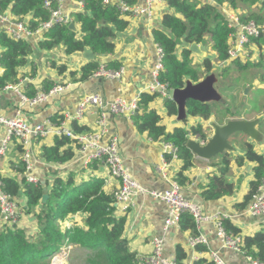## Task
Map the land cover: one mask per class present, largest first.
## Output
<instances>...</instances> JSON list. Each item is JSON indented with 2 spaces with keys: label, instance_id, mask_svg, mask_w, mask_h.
Listing matches in <instances>:
<instances>
[{
  "label": "crops",
  "instance_id": "1",
  "mask_svg": "<svg viewBox=\"0 0 264 264\" xmlns=\"http://www.w3.org/2000/svg\"><path fill=\"white\" fill-rule=\"evenodd\" d=\"M199 2L212 3V0H199ZM139 3L143 5L145 0H139ZM260 8V5L254 6L253 10L257 11ZM218 10L231 17L238 14L241 17L243 12H245L241 9L234 11L227 4L218 7ZM61 11L63 15L69 16L72 19L74 12L83 10L74 0H62ZM166 13L171 14L173 11L168 6L164 7L162 5L156 9L155 15L151 19L145 16L127 17L130 22L129 28L118 34L115 40V55L109 58L118 60L121 63V68L124 70L121 80L93 78L91 76L88 80L82 81L81 68L91 61L87 60L84 55L85 52H91L90 50L73 55H67L64 46H59L57 47L58 49L55 48L51 51H42L39 49L38 44L43 35L28 38L27 40L34 47V53L28 58L27 64L19 70V75L22 76L20 83L22 84L21 89L24 92L23 94L33 98L47 93L44 90L46 82L53 84L52 89L55 86H62L64 90L34 107L29 106V104H23L20 95L16 92L6 90L0 93V111L10 118L21 116L33 126L60 124L55 123L57 117H61L63 120L66 118L69 128L78 125V127L84 128L88 132L100 131L102 112L106 114V118L103 121L106 127L103 143H106L111 138L118 140L125 168L145 190V193L132 194L131 204L125 211H123L122 206L120 208L117 207L116 210L118 217H126L125 237L130 244L131 250L137 254V264H145L143 262L144 257L153 254L154 241L158 239L163 241L162 260H167L168 262L176 260L178 249L181 247L187 253L186 264H194L200 259H208L210 261L211 254L214 251H218L227 264H249L244 252H236L223 247L220 239L217 237L216 227L211 220L204 221L199 228L200 233L207 236L210 248L207 251H199L191 247L189 243L192 237L190 232L181 230L179 225L166 228L165 222L168 216V207L151 193L167 191L173 183H177L181 186L184 197L191 203L200 206L205 216L218 215L220 217H227L242 230L243 237L254 235L256 232L264 230V218L253 217L246 213L253 198L248 202L245 210L243 208H236V205L244 203L245 197L250 191V183L255 178L254 169L256 164L246 161L242 166H239L236 160L245 155V143L252 144L254 149L260 154L264 153V145L257 143L244 134L233 136L231 143L234 146V151L226 152L230 154V165L225 178L228 183L233 185L234 191L231 195L219 200L206 201L202 198V192L208 186L211 177L222 174V168L224 167L223 155L212 160L201 159L194 155V166L184 173V176L188 177L189 181L185 185H182L177 179V175L181 172L183 166L182 161L178 158H172L170 161H167L166 143L162 140H153L147 132L141 133L138 130L134 117L112 115L107 109L102 110L93 106L81 118H76L78 106L85 96L98 95L108 102L119 99L131 102L141 98V95L147 92V87L153 82V70L157 63L158 45L154 39L153 32L161 27L162 17ZM14 20L17 19L14 17ZM75 26V31L79 34L80 26L77 24ZM2 32L8 34L7 26L0 21V34ZM182 43L181 41L180 48H182ZM207 46H210L211 49L210 56L205 51L209 49ZM200 47L204 55L193 54L192 58L197 59L200 56L205 57L206 55L212 60L214 67L218 66V63L223 64L224 69L234 67L233 61L228 60L222 63L217 60L213 44L209 38ZM247 50L249 53L246 59H239L234 62H240L242 65L251 64L252 67L249 69H260L264 66V46L261 47L258 44H253ZM2 51L3 49L0 47V53ZM62 56L69 58V61L72 60V63H69L74 66L73 69L66 62L61 61ZM109 59L105 57L98 58L97 56L94 58L100 64H105ZM51 62L63 63V65H66V71L60 73L56 68L52 67ZM259 64H262V66H256ZM198 69L201 72L203 71L202 67ZM0 70L2 71V69ZM237 70L243 71L241 69ZM205 75L206 73L204 77ZM237 91H240V89L236 88L230 91V96L233 99L232 101L228 100V104H231L233 108L227 106V109H230L231 117L229 114H225L226 122L218 124L224 125L228 120L236 119L247 121L260 119L261 114L257 113L259 100L252 93L247 98L246 96H242L241 98ZM165 98L161 95L150 105V109L155 110L162 118V124L165 126L167 133L173 132L176 128H186L189 130L192 126L200 124L207 135L206 140L191 136L190 139L204 143L213 136L214 130L212 124L215 118L216 104H213L214 113L208 120L200 116L191 117L188 115L186 121L178 122L177 115L170 116L168 114V110L164 105ZM232 112H238L241 116H236L237 113ZM193 123H196V125H193ZM257 129L259 128L257 127ZM4 138L5 131L0 128V147ZM56 138H60V136L53 132L44 138H33L29 145L33 166L31 173L39 180V184L47 188L49 193L56 179L64 181L72 178L74 182L81 180L84 183H90L94 179H101L105 183L104 191L108 195L113 196L120 188L119 180L111 177L109 169L99 162H96V168H92L94 163L87 166L85 164V154L80 152L74 145L70 147L75 154L72 160L64 164L50 163L45 160L43 149L53 146ZM21 147L20 141H12L7 154L0 159V176L13 178L21 184L22 191L19 196L14 198L20 207V218L22 219L17 226L27 231L31 227H36L37 219L33 214H28L25 211L27 209V197L24 193L23 181L26 184L30 183L26 181L25 173H18L16 170V165L23 159ZM239 177H241L244 183L240 182ZM237 190L239 193H236ZM42 205L36 208V212L42 210ZM85 219L86 215L81 213L65 221H60L59 224L62 230L65 231L75 225L84 226ZM2 224H5V222L0 216V226ZM73 250H76V246Z\"/></svg>",
  "mask_w": 264,
  "mask_h": 264
},
{
  "label": "trees",
  "instance_id": "2",
  "mask_svg": "<svg viewBox=\"0 0 264 264\" xmlns=\"http://www.w3.org/2000/svg\"><path fill=\"white\" fill-rule=\"evenodd\" d=\"M76 3L84 2L83 11L72 14L73 22L80 26V33L70 29V25L58 24L43 34L39 41V49L51 51L59 46H64L67 55L82 53L90 50L95 56L109 59L115 55V40L118 34L129 28L130 22L121 11V2L128 5L140 4L139 0H74ZM167 6L173 13H166L162 17L161 27L154 30L153 35L156 44L162 48L164 59V72L160 74V82L166 84L169 89H182L187 80L194 83L200 82L210 73H215V67L211 59L206 58L202 64L203 71L192 65L193 53L190 51L192 44L203 45L209 38L213 44L219 62L229 60L230 35L235 31L229 27L226 15L218 10L225 4L232 10H244L246 14L240 17L241 23L250 21L258 25L264 24V0H212V3H202L199 0H166ZM260 5V9L253 10ZM58 7L55 0L51 1V9ZM51 9L46 6V0H0V13L10 14L28 23L29 29L35 32L44 22L51 18ZM184 47L180 48V42ZM255 44L264 46V37L253 40ZM0 93L9 86L18 85L22 78L19 75L20 68L27 64L28 58L34 53V47L27 39L16 40L6 33L0 34ZM235 68L248 70L251 64L242 65L240 62H232ZM60 73L66 71V66L58 67L56 62L51 63ZM97 60H92L81 68V80H88L100 66ZM105 68L118 71L122 69L118 60H112L104 64ZM262 66V64L256 65ZM229 69L223 73H217L223 80ZM206 73L205 77L204 74ZM53 87L51 82H46L44 90L48 93ZM218 89V87H216ZM161 97L160 93L141 95L139 112L134 116L138 130L148 133L153 140H162L177 149V157L182 161L181 172L177 175L180 184L185 185L189 178L184 176L194 166V154L187 147L191 137H200L206 140L207 135L202 125L186 128H176L167 133L162 124V118L150 105ZM213 104L189 101L187 103L188 115L191 117H203L208 120L214 113ZM164 105L170 116L178 115L177 105L165 98ZM55 123L63 121L57 117ZM230 121V120H229ZM261 124V123H260ZM223 125V124H221ZM77 133L88 132L86 129L74 125ZM191 136V137H190ZM79 145L67 137L56 138L54 145L43 149V157L47 162L60 163L72 160L75 156L70 148ZM245 155L237 158V164L242 166L246 161L256 164L255 178L250 183V191L242 204L236 208L245 210L246 205L252 200L264 177V153L260 154L250 143L244 144ZM23 148L21 147V151ZM230 154L222 156V174L210 178L209 184L202 192V198L206 201L219 200L233 193L234 187L225 178L229 170ZM172 159L171 154H166V160ZM18 173H25L23 160L17 165ZM96 168V163L92 165ZM3 190L12 197L19 196L22 191L20 182L13 178L1 177ZM104 181L94 179L90 183L77 186L72 178L67 180L56 179L52 190L49 191L50 199L42 205V197L45 188L41 184H26L23 181L24 193L27 197L28 214H33L39 224V235L32 237L27 231L18 226H0V264H51L52 258L60 251L65 243H71L80 249L89 252L87 264H137V254L130 248L125 237L126 217L116 215L114 195H108L104 191ZM42 205V210L36 212V208ZM85 214V225H75L70 229L62 230L58 221L77 214ZM223 226L230 236H242V230L230 219H222ZM181 230L190 232L192 237L200 235V230L194 217L185 212L179 224ZM243 237V236H242ZM196 250L207 251L205 246H197ZM242 251L246 256L264 262V230L254 235L243 237ZM187 253L183 248L177 252L176 264H186ZM194 264H213L208 259H200Z\"/></svg>",
  "mask_w": 264,
  "mask_h": 264
},
{
  "label": "built area",
  "instance_id": "3",
  "mask_svg": "<svg viewBox=\"0 0 264 264\" xmlns=\"http://www.w3.org/2000/svg\"><path fill=\"white\" fill-rule=\"evenodd\" d=\"M51 1L46 0V6L51 9ZM58 7L51 9V18L49 21L44 22L35 32L30 31L27 23H23L18 20H14L10 14H1L0 21L7 26L8 34L16 40L28 39L32 36L43 35L46 31L53 26L62 24L70 25L72 19L69 16H65L61 11L62 0H55ZM106 3L109 1L106 0ZM79 6L84 9V2H79ZM166 4V0H145V3L128 5L125 2H121V11L123 14H128L133 17L145 16L151 19L155 15V11L158 7ZM230 24L229 27L235 31L230 35L228 50V56L230 61L242 60L248 57L247 48L250 45L255 44L253 40L260 37H264V24L258 25L254 21L247 23H241L240 14L231 17L226 15ZM164 59L165 55L161 47L157 46V63L153 70V82L147 87V92L150 94L160 93L162 96L168 98L167 91H173L169 89L166 84L160 82V74L164 72ZM124 70L118 71L105 68L104 64L100 66L98 71L93 75V78H107L121 80ZM64 87L55 86L50 92L37 95L33 98L20 94L23 104H30L34 101L44 102L48 98L62 92ZM141 98L135 99L131 102L125 100H114L108 102L98 95H88L80 102L76 114V118H81L86 111L95 106L98 108L107 109L112 115H124L130 118L136 116L139 110V103ZM106 114L102 112L101 130L97 132H84L77 133L73 127L67 126L66 118L60 124H49L33 126L27 122L23 117L16 116L13 118H7L0 111V128L5 131V138L0 147V159H2L8 152L9 146L13 140L21 142L23 148V162L25 165L26 181L30 184L37 185L39 180L32 175V162L31 152L29 145L33 138H44L51 133L55 132L60 137H67L72 139L76 145H79V151L85 154V164L89 166L93 162H99L109 169L111 177L119 180L120 188L114 193V206L117 208L122 206L125 211L131 204L132 194L145 193L140 183L131 175V173L125 168L124 160L120 152L118 140L116 138L109 139L106 143H103V137L106 133V127L104 126V120ZM70 120V118H68ZM205 143V142H204ZM166 154H171L172 158L177 157V149L171 144H165ZM165 176V175H164ZM3 182L0 180V216L8 226H17L21 211L16 200L11 195L7 194L3 190ZM155 198L163 201L168 207V216L166 219V228H171L174 225H179L182 216L185 212L190 213L198 225V229L204 221L211 220L217 231V237L220 239L224 248L232 249L236 252H242L243 237L230 236L227 234L222 219L227 217H220L214 215L211 217L205 216L202 208L196 204L188 201L182 191L181 186L177 183H173L170 189L164 192L151 193ZM246 213L257 218H264V177L262 178L261 185L258 191L253 197L251 205L247 208ZM162 240L154 241V252L152 255L144 257L143 262L145 264H176L175 259L173 262L162 260ZM191 247L197 248V246H205L210 248V243L206 235L200 234L196 237H191L189 240ZM74 249L73 244L65 243L60 251L52 258L51 264H67L70 258L71 251ZM249 264H264V262L247 256ZM211 262L213 264H227L218 251H214L211 254Z\"/></svg>",
  "mask_w": 264,
  "mask_h": 264
},
{
  "label": "water",
  "instance_id": "4",
  "mask_svg": "<svg viewBox=\"0 0 264 264\" xmlns=\"http://www.w3.org/2000/svg\"><path fill=\"white\" fill-rule=\"evenodd\" d=\"M70 29L75 31L76 26L72 22ZM190 51L196 55H204L200 45L192 44ZM87 60H94L95 54L92 52H85ZM112 61L109 59L107 62ZM218 77L216 73H210L198 83L191 80L186 81V85L182 89L167 91L168 98H170L178 109L177 119L178 122H184L188 119L187 103L189 101H196L199 103H225L222 95L216 88ZM261 120H230L224 125L213 124V136L205 143L198 142L197 140L189 139L187 147L194 155L201 159L212 160L226 152H233L234 146L231 143V138L237 134H244L248 138L261 142V133L257 129ZM50 195L45 189L42 197V203L46 204Z\"/></svg>",
  "mask_w": 264,
  "mask_h": 264
},
{
  "label": "rangeland",
  "instance_id": "5",
  "mask_svg": "<svg viewBox=\"0 0 264 264\" xmlns=\"http://www.w3.org/2000/svg\"><path fill=\"white\" fill-rule=\"evenodd\" d=\"M164 7H167V5L164 4ZM243 14H246V12H243ZM182 47H184V43H182ZM207 47L209 49H207L205 51L210 56L211 55V49H210V46H207ZM206 58H208L206 55H205V57L200 56L197 59L193 58L192 65L194 66V68L198 69V68L202 67V64ZM61 61L66 62L70 68H72V69L74 68V66L71 64L72 60L69 61V58L62 56ZM69 62H71V63H69ZM56 64L58 67L66 66V65H63V63L57 62ZM222 65L223 64L218 63V66L215 67V73L216 72L217 73H223L224 72V67ZM235 69L236 68H234V67H229V70H228L227 74L223 77V80L221 78H218V83H217L216 87H218V91L220 92L223 99L225 100V103L224 104L217 103L215 105V113H214L215 118H214L213 124L226 122V120H225L226 115L225 114H229L231 117L230 109L229 108L227 109V106H230L231 108H233V106L231 104H228V100L232 101V99H233V97L230 96L231 89L232 90H234L236 88L240 89V91H237V93L240 95L241 98H242V96H246V98H247L252 93V95H254L255 98H257V100H259V102H260L259 106H258L257 113L261 114L260 119H257V120H261V124L258 126V128H259L258 130L261 133V141L263 143L257 142V141L256 142L260 143L261 145H264V66H262L260 69H249V70H243V71H239L237 69H236L237 70L236 71ZM20 77L22 78V76H20ZM238 83H240V84H238ZM229 96H230V98H228ZM232 113H237L236 116H239V117L241 116L240 114H238V112H232ZM242 113H243V111H242ZM228 122H229V120H228ZM183 125H184V123H183ZM193 125H196V123H193ZM239 179H240L241 183H244L242 181L241 177H239ZM74 183L77 186H82L83 184H85L81 180L79 182L76 181ZM236 193H239L238 190ZM21 221H22V219L20 218L19 223ZM36 224H37V225H35L36 227H31L30 230H27V233L29 235H31L32 237H36L39 235L38 221H36ZM57 224H59V221ZM35 228H36V230L34 231ZM74 248H75V246H74ZM88 255H89L88 251L80 249L79 247H76L75 251L74 250L71 251L70 258H69V261L67 262V264H87V256Z\"/></svg>",
  "mask_w": 264,
  "mask_h": 264
},
{
  "label": "bare ground",
  "instance_id": "6",
  "mask_svg": "<svg viewBox=\"0 0 264 264\" xmlns=\"http://www.w3.org/2000/svg\"><path fill=\"white\" fill-rule=\"evenodd\" d=\"M18 20V19H17ZM18 21H21V20H18ZM21 22H23V23H27L26 21H21ZM28 24V23H27ZM8 35V34H7ZM11 38H13L11 35H9ZM14 39V38H13ZM1 71V70H0ZM2 72V71H1ZM0 72V73H1ZM22 84L21 83H19L18 85H16V86H13V85H9V86H7L5 89H4V91H6V90H11V91H14V92H16L18 95H20V94H23L24 92L22 91ZM21 98V97H20ZM22 100H24V99H22ZM41 102L40 101H34V102H32V103H30L29 104V106H31V107H34V106H36L37 104H40ZM5 117H7V118H9L8 116H6V115H4ZM93 163H96V162H93ZM92 164V163H91ZM90 164V165H91ZM201 234V233H200Z\"/></svg>",
  "mask_w": 264,
  "mask_h": 264
}]
</instances>
